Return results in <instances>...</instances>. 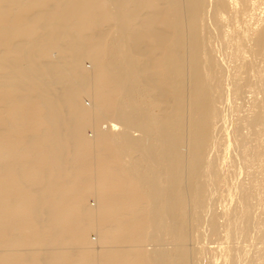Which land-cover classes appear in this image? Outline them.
<instances>
[{
	"label": "bare ground",
	"instance_id": "obj_1",
	"mask_svg": "<svg viewBox=\"0 0 264 264\" xmlns=\"http://www.w3.org/2000/svg\"><path fill=\"white\" fill-rule=\"evenodd\" d=\"M0 264H264V0H0Z\"/></svg>",
	"mask_w": 264,
	"mask_h": 264
},
{
	"label": "rangeland",
	"instance_id": "obj_2",
	"mask_svg": "<svg viewBox=\"0 0 264 264\" xmlns=\"http://www.w3.org/2000/svg\"><path fill=\"white\" fill-rule=\"evenodd\" d=\"M91 64H89V62H87V66H90ZM87 101V103L89 102L87 99L85 100ZM107 124V123H106ZM103 126H105V124H103ZM89 133L91 134V131L89 130ZM91 204L95 203V201L91 198L90 201H89ZM94 232H91L90 233V237L94 238L96 235L95 233L93 234Z\"/></svg>",
	"mask_w": 264,
	"mask_h": 264
}]
</instances>
